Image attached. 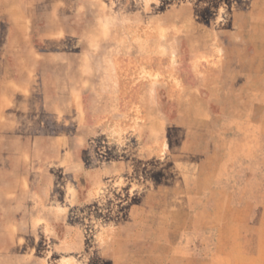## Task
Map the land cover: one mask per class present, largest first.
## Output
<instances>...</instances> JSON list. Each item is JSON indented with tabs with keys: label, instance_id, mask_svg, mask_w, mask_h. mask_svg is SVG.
<instances>
[{
	"label": "rangeland",
	"instance_id": "obj_1",
	"mask_svg": "<svg viewBox=\"0 0 264 264\" xmlns=\"http://www.w3.org/2000/svg\"><path fill=\"white\" fill-rule=\"evenodd\" d=\"M15 5L0 264H264V0Z\"/></svg>",
	"mask_w": 264,
	"mask_h": 264
},
{
	"label": "crops",
	"instance_id": "obj_2",
	"mask_svg": "<svg viewBox=\"0 0 264 264\" xmlns=\"http://www.w3.org/2000/svg\"><path fill=\"white\" fill-rule=\"evenodd\" d=\"M16 2L19 3V0H1V2H0L1 11H3L4 13H6L7 16L8 15L11 16V13L14 12V11L22 14V12L20 10H17L15 8L16 7V5H15ZM20 67H23L24 68L25 66H24V64H21Z\"/></svg>",
	"mask_w": 264,
	"mask_h": 264
}]
</instances>
